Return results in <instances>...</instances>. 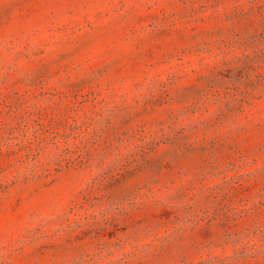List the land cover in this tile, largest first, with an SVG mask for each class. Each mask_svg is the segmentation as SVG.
<instances>
[{"label":"rangeland","instance_id":"1","mask_svg":"<svg viewBox=\"0 0 264 264\" xmlns=\"http://www.w3.org/2000/svg\"><path fill=\"white\" fill-rule=\"evenodd\" d=\"M0 264H264V0H0Z\"/></svg>","mask_w":264,"mask_h":264}]
</instances>
